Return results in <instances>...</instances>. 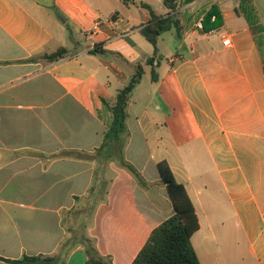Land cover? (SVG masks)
<instances>
[{"label":"crops","instance_id":"0c3cea01","mask_svg":"<svg viewBox=\"0 0 264 264\" xmlns=\"http://www.w3.org/2000/svg\"><path fill=\"white\" fill-rule=\"evenodd\" d=\"M142 4L169 14L164 0H0V264L63 246L65 264H86L85 238L132 264L175 213L164 161L198 216L201 264H264V31L250 27H264V0L181 4L178 29L159 38L156 81ZM213 6L223 26L198 29ZM62 47L61 60L43 59ZM138 64L123 153L143 183L116 159L77 157L103 144Z\"/></svg>","mask_w":264,"mask_h":264},{"label":"trees","instance_id":"16d2710c","mask_svg":"<svg viewBox=\"0 0 264 264\" xmlns=\"http://www.w3.org/2000/svg\"><path fill=\"white\" fill-rule=\"evenodd\" d=\"M193 0H164L169 9L167 16L157 15L150 6L142 4L150 14L149 22L140 28L141 35L154 47V54L148 58L146 65L152 69V79H158L155 66L159 64L158 54L159 38L166 32L178 29L180 21L177 18L178 9L181 4L190 3ZM242 4H249L252 0H241ZM205 31L219 29L223 26V17L216 6L206 14L204 20ZM254 35L260 36L264 31L261 23H250ZM92 54H104L100 46L90 50ZM67 49L62 47L57 52L45 54L43 59L47 62H56L65 57ZM157 61V63H156ZM144 69L138 64L128 84L119 90L116 104L109 107L114 119L108 128L103 144L96 150L94 155L79 154L78 158L107 163L110 159H116L119 164L129 170L140 183L143 179L133 165L124 159L123 149L129 135L127 120L129 117L128 107L136 86L141 82ZM62 156V155H61ZM162 183L166 186L168 194L173 202L175 213L155 228L148 241L141 249L132 264H201L197 253L191 243V238L199 230V220L194 205L183 184L179 183L167 164L161 162L158 165ZM105 187V185H103ZM103 187V188H104ZM93 189H91V192ZM84 248L87 255L86 264H113L109 258L101 256L94 241L90 238L84 239ZM64 247V246H63ZM61 251L53 256L36 255L24 256L19 260H6L17 264H65V252ZM0 259H2L0 257ZM4 260V259H3Z\"/></svg>","mask_w":264,"mask_h":264},{"label":"built area","instance_id":"2783aa9c","mask_svg":"<svg viewBox=\"0 0 264 264\" xmlns=\"http://www.w3.org/2000/svg\"><path fill=\"white\" fill-rule=\"evenodd\" d=\"M197 28L200 29V30H204V27H203V22L200 21L197 25ZM93 33H89L88 31H81V36L85 39H88ZM224 45L226 46H229L231 44V40L229 37H227L225 40H224ZM95 46H93L91 49H93Z\"/></svg>","mask_w":264,"mask_h":264},{"label":"rangeland","instance_id":"374dc122","mask_svg":"<svg viewBox=\"0 0 264 264\" xmlns=\"http://www.w3.org/2000/svg\"><path fill=\"white\" fill-rule=\"evenodd\" d=\"M166 38V44H168L169 45V36L167 35V36H165ZM248 264H256L255 262H254V260L251 258V257H249V261H248Z\"/></svg>","mask_w":264,"mask_h":264}]
</instances>
